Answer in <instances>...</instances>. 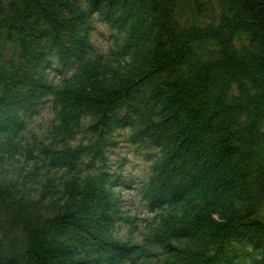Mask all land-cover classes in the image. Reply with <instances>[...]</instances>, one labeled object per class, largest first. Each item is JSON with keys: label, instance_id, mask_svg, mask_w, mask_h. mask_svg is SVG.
<instances>
[{"label": "trees", "instance_id": "1", "mask_svg": "<svg viewBox=\"0 0 264 264\" xmlns=\"http://www.w3.org/2000/svg\"><path fill=\"white\" fill-rule=\"evenodd\" d=\"M121 135L149 161L137 238ZM0 264H264V0H0Z\"/></svg>", "mask_w": 264, "mask_h": 264}, {"label": "rangeland", "instance_id": "2", "mask_svg": "<svg viewBox=\"0 0 264 264\" xmlns=\"http://www.w3.org/2000/svg\"><path fill=\"white\" fill-rule=\"evenodd\" d=\"M93 29H91L90 42L93 51L105 53L114 46L116 32L106 24L98 20L94 15L91 18ZM9 50V51H8ZM10 48L6 47V55ZM49 75L54 82L58 81V74L50 71ZM52 119V111L48 104H45L39 114L35 116L26 126L22 134L24 149L35 147L38 138ZM35 134L38 138H32ZM32 152V151H31ZM106 163L110 173L116 176L118 185L113 188L120 199V208L125 215H128L131 222L118 224V238L139 235L143 225L151 216L147 211L138 194V187L142 180H145L149 173V161L133 144L124 140L123 136L116 137V144L106 151Z\"/></svg>", "mask_w": 264, "mask_h": 264}]
</instances>
